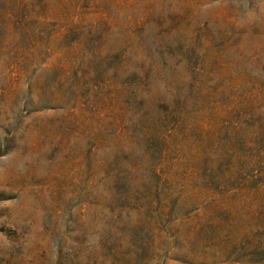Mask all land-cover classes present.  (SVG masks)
<instances>
[{
	"label": "rangeland",
	"instance_id": "1",
	"mask_svg": "<svg viewBox=\"0 0 264 264\" xmlns=\"http://www.w3.org/2000/svg\"><path fill=\"white\" fill-rule=\"evenodd\" d=\"M0 264H264V0H0Z\"/></svg>",
	"mask_w": 264,
	"mask_h": 264
}]
</instances>
